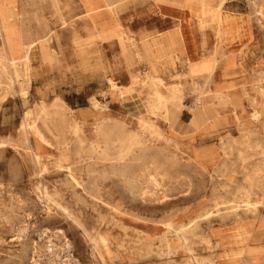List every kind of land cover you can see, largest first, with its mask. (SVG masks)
I'll use <instances>...</instances> for the list:
<instances>
[{
    "label": "rangeland",
    "instance_id": "1",
    "mask_svg": "<svg viewBox=\"0 0 264 264\" xmlns=\"http://www.w3.org/2000/svg\"><path fill=\"white\" fill-rule=\"evenodd\" d=\"M98 1L91 13L84 0H11L9 20L30 48L26 69L23 52L14 54L15 67L0 36V264H264V193L253 189L250 212L238 198L264 147V1L258 16L250 0L222 6L248 22L247 37L233 50L232 73L217 69L214 77L236 105L218 106L219 122L201 125L191 123L201 80L186 78L180 61L157 64V75L180 88L182 105L171 122L147 110L150 90L141 80L130 86V72L141 79L149 71L138 49L175 23L154 0ZM104 21L115 36L98 34ZM204 35L210 32L196 38ZM145 120L156 132L142 127ZM98 122L141 133L145 149L118 159L120 145L113 144L105 159ZM155 172L159 184L148 181ZM197 214L186 251L166 224L192 226Z\"/></svg>",
    "mask_w": 264,
    "mask_h": 264
},
{
    "label": "crops",
    "instance_id": "2",
    "mask_svg": "<svg viewBox=\"0 0 264 264\" xmlns=\"http://www.w3.org/2000/svg\"><path fill=\"white\" fill-rule=\"evenodd\" d=\"M154 1L161 15L172 20L176 27L171 31L151 39L149 42L146 41L138 49L139 55L148 61V65L150 64L149 71L145 72L144 76L140 80L159 78L164 81L162 76L157 75L160 70L157 64L164 63L165 65L166 63L168 65H172L174 59L180 61L185 66L184 76L186 78L188 77L192 83H195L197 79L201 80V105L195 107L191 123L194 125H201L205 122L218 123L220 117V108L225 107L228 104L236 105V103L234 102L231 94L228 91L223 90V85L218 86L215 84L214 77L216 70L221 69L222 75L224 76L232 73L233 50L241 45L245 40V38H243L241 35L235 36V39V37L232 38L229 35L224 34L228 31V27L224 22V17L235 15L239 17V20L245 21V27L240 31H245L246 33L248 26L247 19L243 18V16H240V13L238 12L222 10V6L226 0H223L220 8L218 7L221 0ZM253 1H256L257 8L252 6ZM260 1L264 0H250L255 16L259 15L257 9H259ZM112 29L115 34V28ZM201 31H209L210 35H204L202 39H197L196 33ZM223 40L226 41V43ZM190 66H192L191 70ZM194 69L197 70L198 74ZM136 78L137 76L130 72L131 81ZM226 87L227 86H225V88ZM259 93L262 97H264V86L260 87ZM218 106L220 108H218ZM176 112V107L169 106L166 121L171 122L174 120ZM199 112L201 115L200 120H198L195 115ZM257 154L262 156V160H259L254 168L261 167L263 169L264 166H262L261 163L264 160V147H260V150ZM203 156H205L206 159H209L210 162H214L217 157L216 154L212 153L210 150H204ZM240 158L242 161H245L247 156L240 154ZM263 174L264 171L262 172L261 176ZM249 175L252 176V173L247 174V177ZM241 185L244 187L246 186L244 184ZM252 191L254 190L252 189ZM244 239L246 240V236H244Z\"/></svg>",
    "mask_w": 264,
    "mask_h": 264
},
{
    "label": "bare ground",
    "instance_id": "3",
    "mask_svg": "<svg viewBox=\"0 0 264 264\" xmlns=\"http://www.w3.org/2000/svg\"><path fill=\"white\" fill-rule=\"evenodd\" d=\"M108 1V0H106ZM111 3V1H109ZM107 2V3H109ZM223 3V0H221L219 7H221ZM55 5V4H54ZM109 5V4H108ZM107 5V6H108ZM84 6L87 9L88 12H96V10L99 7V1L98 0H84ZM200 6V5H199ZM252 6L257 8V4L256 1L252 2ZM260 7L261 5H259V9H257L258 13H260ZM57 10V9H56ZM217 10V8H216ZM215 12V11H214ZM60 13V12H59ZM12 14V7H11V0H0V36L2 38V42H3V47L4 50H6L7 55L9 56L8 61L11 65L15 66V60L16 58L14 57V54L18 53L21 54L22 52L24 53V55L22 56V60H23V66L26 69L27 67V53H28V49L30 48L29 44H26V48L24 49L23 46L19 40L18 34L14 28V25L10 22L9 18L11 17ZM58 15V14H57ZM222 15V14H221ZM60 16V15H58ZM216 18V16H215ZM12 20V19H11ZM223 20V19H222ZM224 22L226 23L227 27H228V31L224 34L229 35L230 37L234 38L235 36H242L243 38L247 37V33L245 31H240L243 30L245 27V21L243 20H239V17L235 16V15H231V16H226L224 17ZM45 27V26H44ZM113 26L111 23L104 21L102 23H100V25L96 28L98 34L102 37V38H110L115 36L114 32H113ZM49 29V28H48ZM42 30V29H41ZM44 30V29H43ZM42 30V32H43ZM58 32V31H57ZM41 34V33H40ZM43 34V33H42ZM16 36V41H14L12 36ZM125 35V34H124ZM225 35V36H226ZM46 36V34H45ZM49 37V36H48ZM72 37V36H71ZM241 37V38H242ZM221 38V37H220ZM224 38V36H223ZM222 39V38H221ZM236 39V37H235ZM228 40V39H227ZM1 41V40H0ZM47 41V40H46ZM224 41V40H223ZM229 41V40H228ZM48 42V41H47ZM226 43V41H224ZM35 43V42H34ZM2 47V48H3ZM59 48V47H58ZM1 54V53H0ZM50 54V53H49ZM228 56V55H227ZM233 56V55H232ZM5 57V56H4ZM230 57V56H228ZM7 58V57H6ZM231 59V58H230ZM3 60V59H2ZM226 60V59H225ZM224 60V61H225ZM233 61V60H232ZM230 62V61H229ZM208 63V62H206ZM1 64V63H0ZM201 64V62H200ZM199 64V65H200ZM204 64V63H203ZM209 64V63H208ZM189 65V64H188ZM187 65V66H188ZM206 65V64H205ZM2 66V64L0 65ZM195 66V65H194ZM17 67V66H15ZM49 67V66H48ZM190 66V70H191ZM232 67V66H231ZM8 68H10L8 66ZM196 68V67H195ZM200 68V67H198ZM10 70V69H9ZM21 70V69H19ZM193 70V69H192ZM196 70V69H194ZM200 70V69H199ZM206 70V69H205ZM204 70V71H205ZM188 71V70H187ZM207 71V70H206ZM197 72V70H196ZM9 73V72H8ZM13 73V72H12ZM26 73V72H24ZM194 73V71H193ZM192 73V74H193ZM201 73V71H200ZM215 73V72H214ZM198 74V72H197ZM11 75V74H10ZM25 76V75H24ZM9 77V75H8ZM16 77V76H15ZM60 78V77H59ZM188 78V77H187ZM140 79H134L131 81L130 86L135 85L137 83V81ZM9 82V81H8ZM142 86H146L150 91L148 93V99L146 100V107L147 110L150 113L153 114H160L162 116V118L164 120L167 119V115H168V107L172 106V107H180L182 105L181 103V96H180V88L178 86V83L175 84H166L163 80L159 79V78H154V79H150V80H141L140 81ZM20 83V82H19ZM109 83L111 85L112 88L116 89V85L114 84L113 81L109 80ZM13 84V83H12ZM8 85V84H7ZM28 86V84H27ZM263 88V87H262ZM11 94V93H10ZM23 95V94H22ZM95 98V97H94ZM205 99V98H204ZM219 99V97H218ZM92 101L94 99H91ZM52 101V100H51ZM55 101V100H54ZM218 101V100H217ZM219 102V101H218ZM50 103V101H49ZM47 103V104H49ZM52 103V102H51ZM62 104V103H61ZM91 104V103H90ZM39 105V104H38ZM41 105V104H40ZM66 105V104H65ZM62 107V105H60ZM91 106V105H90ZM93 106L94 107H98V102H96V99L93 101ZM38 107V106H37ZM66 107V106H65ZM202 107V106H201ZM47 108V107H46ZM21 109V108H20ZM32 109V108H31ZM69 109V108H68ZM63 110V108H62ZM43 118H44V122L46 123L45 120L48 119V113L45 111V109H41L40 110ZM28 115V114H27ZM80 115V114H79ZM197 119L200 120L201 119V115L200 112L195 114ZM203 115V114H202ZM82 117V116H81ZM42 119V118H41ZM84 119V118H83ZM82 120V119H80ZM49 122V121H47ZM27 123V122H26ZM47 129L51 132H53L55 130V127H49L46 126ZM142 127L149 131L150 133H154L156 132L155 129V125L153 123H151L150 121H143L142 122ZM19 128V127H18ZM52 128V129H50ZM15 129V128H14ZM26 130V129H25ZM77 130V129H76ZM80 130V129H78ZM8 131V130H7ZM33 131L37 137V140L39 141V144H42V142H45L43 135L39 132V130L37 128L33 127ZM95 131L96 133L101 137V142L103 143V148L102 149V154L104 156L105 159L108 158V150L112 147L113 144H119L120 145V150H119V157L118 159H123L125 156H127L128 154H131L135 149L139 148L142 149L144 147V142L142 141L141 138V133H129L125 130V126L123 124H115V125H109L108 123H103V122H98L96 123L95 126ZM26 132V131H25ZM30 132V131H29ZM80 132V131H79ZM4 135V134H3ZM63 135V134H62ZM16 136V135H15ZM78 136V135H76ZM31 137V136H30ZM78 138V137H77ZM80 138V137H79ZM75 139V138H74ZM14 140V139H13ZM24 141V140H23ZM26 141V140H25ZM78 141V140H76ZM85 141H87L85 139ZM74 142V141H73ZM91 142V141H90ZM15 143V142H14ZM20 143V142H19ZM86 143V142H85ZM88 143V142H87ZM38 144V145H39ZM59 144V143H57ZM65 144V142L63 143ZM93 144V143H91ZM97 145V144H96ZM21 146V145H20ZM67 146V145H66ZM75 146V145H74ZM88 146V145H87ZM78 147V146H77ZM82 147V146H81ZM29 148V147H28ZM75 148V147H74ZM76 149V148H75ZM91 149V148H90ZM145 149V148H143ZM89 150V149H87ZM68 151V150H67ZM75 151V150H74ZM73 151V152H74ZM76 151H79L76 150ZM82 152V151H81ZM77 154V153H76ZM145 154V153H144ZM147 154V153H146ZM74 155V153H73ZM140 155V154H139ZM152 155V154H151ZM148 156V154L146 155ZM15 157V156H14ZM141 157V156H140ZM136 158V157H135ZM146 160V157H144ZM142 157V159H144ZM149 158V157H148ZM147 158V159H148ZM79 159V158H78ZM136 161V160H135ZM37 163V161H36ZM166 164V163H165ZM153 165V163H152ZM262 166H264V160L261 163ZM12 167V166H11ZM35 167V166H34ZM97 167V166H96ZM154 167V166H153ZM85 168V167H84ZM155 168V167H154ZM95 169V167H94ZM264 171V168L262 169L261 167H257V168H253L252 176H248L247 177V182H248V187L247 188H243L240 187L241 189H239L240 191H243L244 193L239 195L240 199H242V208L244 210V212H250L252 209H254L256 206H254V204H252L250 198L251 196L254 195V191H252V189L254 188H258L259 190H261L264 193V176H261L262 172ZM167 172V171H166ZM165 172V174H166ZM179 172V170H178ZM149 173V172H148ZM93 174V173H91ZM169 175H171L170 173H168ZM35 175V174H34ZM88 175V174H86ZM143 175V174H142ZM157 175L158 172H155L153 174H149L148 176V181H151L155 184H159L158 179H157ZM167 175V174H166ZM180 175V174H179ZM140 176V175H138ZM137 176V178H138ZM168 176V175H167ZM70 177V175H69ZM73 177V176H72ZM86 178V177H85ZM141 178V176H140ZM178 178V177H177ZM71 179V177H70ZM69 179V180H70ZM73 182V181H72ZM89 182V181H88ZM87 182V183H88ZM93 182V181H92ZM89 184V183H88ZM83 185V184H82ZM173 185V184H172ZM87 186V184H86ZM84 186V187H86ZM142 186V185H141ZM83 187V186H82ZM143 189V188H142ZM91 190V189H90ZM40 191V190H39ZM47 191V190H46ZM85 191V190H84ZM260 191V192H261ZM40 193V192H39ZM157 195V194H156ZM236 195V193H235ZM234 196V195H233ZM258 196V195H256ZM41 198V197H40ZM237 198V197H236ZM261 199V198H260ZM239 201V199H237ZM260 204V203H259ZM230 205V204H229ZM235 205H230V209L232 212H234L236 209ZM230 211V210H229ZM202 215L197 214L196 217L193 220V225L192 226H175L172 223H167L166 224V231L168 232H175L176 237L181 241L182 243V248L186 251H190V245H189V240L192 237V235L197 234V229H198V225H199V221L201 220L200 217ZM10 219V218H9ZM206 219V218H204ZM11 220V219H10ZM80 222V221H79ZM190 224V223H189ZM240 230V229H239ZM18 232V231H17ZM17 234V233H16ZM209 237V236H208ZM239 240V239H238ZM163 241L166 243V247L171 249V247L169 246V241L168 239H166V237L163 238ZM105 242V241H104ZM209 242V241H208ZM94 245V244H93ZM62 248V247H61ZM241 249V248H240ZM25 250V249H24ZM111 250V249H110ZM39 251V250H38ZM244 250L239 251L238 253L241 254L243 253ZM20 253V252H19ZM166 253V252H165ZM169 253V252H167ZM255 253V252H254ZM258 253V252H257ZM250 254V253H249ZM18 255V254H17ZM15 256V255H14ZM19 256V255H18ZM17 256V257H18ZM35 256V255H34ZM234 256V255H233ZM242 256V255H241ZM23 257V256H22ZM21 258V257H20ZM32 258V257H31ZM16 259V258H15ZM40 259V258H39ZM15 262V261H14ZM12 262V263H14ZM17 262V261H16ZM19 262V261H18ZM37 264V263H36Z\"/></svg>",
    "mask_w": 264,
    "mask_h": 264
}]
</instances>
